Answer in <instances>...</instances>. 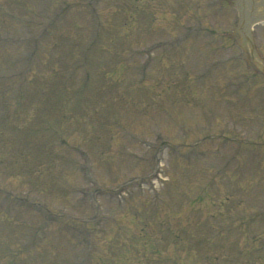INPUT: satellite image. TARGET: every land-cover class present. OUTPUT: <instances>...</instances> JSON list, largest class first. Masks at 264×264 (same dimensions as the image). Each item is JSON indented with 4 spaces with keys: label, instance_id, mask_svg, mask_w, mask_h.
Wrapping results in <instances>:
<instances>
[{
    "label": "rangeland",
    "instance_id": "rangeland-1",
    "mask_svg": "<svg viewBox=\"0 0 264 264\" xmlns=\"http://www.w3.org/2000/svg\"><path fill=\"white\" fill-rule=\"evenodd\" d=\"M232 3L0 0V264L83 258L93 203L85 264H264V73ZM61 8L31 69L12 64ZM40 209L56 220L25 239Z\"/></svg>",
    "mask_w": 264,
    "mask_h": 264
},
{
    "label": "water",
    "instance_id": "water-1",
    "mask_svg": "<svg viewBox=\"0 0 264 264\" xmlns=\"http://www.w3.org/2000/svg\"><path fill=\"white\" fill-rule=\"evenodd\" d=\"M245 1H247L248 2V4H249V7H250V12L249 13H247L246 11H245V7H244V2ZM237 4L240 6V8H241V19L239 18V13H238V26L240 25V22H241V25L242 26H245V27H247L248 26V24L249 23H251L252 22V20L253 19H251V17H250V13L253 11V9H254V7H255V5H257V4H261V5H264V0H238L237 1ZM240 25V26H241ZM241 26V27H242ZM243 41V44H244V46H245V48H246V51H247V53H248V56H249V58H250V60H251V62L261 71V72H263L264 73V63L262 62V60L260 59V57H259V55H258V53H257V55H255V57L252 59V57L250 56L251 54H250V49L248 48V46L244 43V40H242ZM254 48H255V46H254ZM255 51H256V48H255ZM257 52V51H256Z\"/></svg>",
    "mask_w": 264,
    "mask_h": 264
},
{
    "label": "trees",
    "instance_id": "trees-1",
    "mask_svg": "<svg viewBox=\"0 0 264 264\" xmlns=\"http://www.w3.org/2000/svg\"><path fill=\"white\" fill-rule=\"evenodd\" d=\"M62 13H63V12H62ZM88 79L90 80V77H89V76L87 77V80H88Z\"/></svg>",
    "mask_w": 264,
    "mask_h": 264
}]
</instances>
